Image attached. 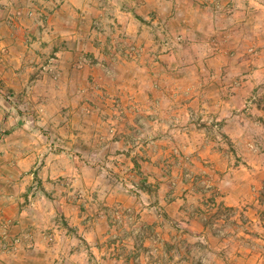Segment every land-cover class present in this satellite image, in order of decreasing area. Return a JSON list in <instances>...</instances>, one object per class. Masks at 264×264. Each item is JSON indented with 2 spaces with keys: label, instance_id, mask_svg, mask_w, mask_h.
Masks as SVG:
<instances>
[{
  "label": "rangeland",
  "instance_id": "rangeland-1",
  "mask_svg": "<svg viewBox=\"0 0 264 264\" xmlns=\"http://www.w3.org/2000/svg\"><path fill=\"white\" fill-rule=\"evenodd\" d=\"M166 1L0 0V264H264V0Z\"/></svg>",
  "mask_w": 264,
  "mask_h": 264
},
{
  "label": "crops",
  "instance_id": "crops-1",
  "mask_svg": "<svg viewBox=\"0 0 264 264\" xmlns=\"http://www.w3.org/2000/svg\"><path fill=\"white\" fill-rule=\"evenodd\" d=\"M130 1H131V4L135 5V7H131L130 5H128L127 3H125L126 6L121 7V10L120 11L116 10L115 13H114L115 16L118 18V22L119 23H122L124 25V27H126V25L128 24V22L130 23L131 21L134 20V16L133 15L136 16V14L138 13V9L139 10L140 9L144 10L146 8H149L151 6V3L150 2H152L153 5H158L156 3V0H130ZM170 1H171L172 4H174V1L173 0H167L166 1L167 4H169ZM110 13L113 14L112 11H110ZM132 16H133V18H132ZM247 82L250 83V80H248ZM59 93L61 94V92H59ZM230 96H231L230 101L233 103L234 100L236 99L235 98V95L231 94ZM239 96H243V95H241V93H240ZM236 100H239V98H237ZM233 113L234 112L231 111L230 113L228 112L227 114H225L228 117H227V119H225L224 123L222 124L223 125V127H222L223 130H225L227 134H230V137H232V134L235 131V114H233ZM236 126L242 127V124H236ZM210 146H212V145H210ZM232 146H234V145H232ZM205 157L209 158L210 161L216 162V166H218V168H220V166L221 167H224L225 162H226V157H228V156H226L224 153H220L217 150L211 149V150L207 151ZM80 222H75V224H74V225H77L79 229H80V226H81ZM84 229H85V226H84ZM189 229H190L189 231L192 233L193 232V224L192 223L189 224ZM203 229H204V226H203ZM203 232H204V230L199 229V233L200 234H202ZM98 236L96 235V241H94L93 239H91V236L88 237V239H86L88 241V245H90L89 249L91 251L90 256L87 258L89 264H97V261L96 260L99 257H95L94 255L95 254L97 255V253H96L97 251H99V250L100 251H103V249L107 247L103 243H101L102 241H99V240L97 241V237ZM203 237H205V236H203ZM58 245L60 247H62L63 246V243L59 242ZM77 246H78V244H77ZM77 249H78V247L75 248V249H73L72 252H74V253L70 255L71 256L70 259L68 258V254L65 255L67 257L66 259H65V257L63 255H61L60 259H57V260L52 259V257H47V254H43L45 257L38 258L39 259L38 262H43L44 263L45 260H46V258H47V261L48 262L50 260H51V262L55 260L54 261L55 264H63L64 262H70L71 264H83V259H82L81 255L77 253ZM12 257H13L12 262L15 263V264H22V263L23 264L24 263L26 264L27 262H33L34 259L37 258V257H32L31 258L32 260L31 259H27V256L26 255H19L17 257L16 256H11V258ZM119 257H120L119 260L118 259H115V260H117V262L119 264H124L125 262H128V260H127L128 258H123L121 256H119ZM49 258H51V259H49ZM106 260H108L107 257H104L102 259V261H104V262ZM106 264H107V262H106Z\"/></svg>",
  "mask_w": 264,
  "mask_h": 264
}]
</instances>
